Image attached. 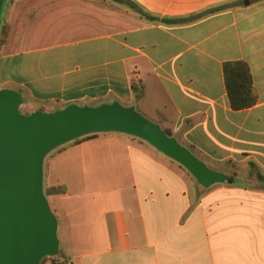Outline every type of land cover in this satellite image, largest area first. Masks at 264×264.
Returning a JSON list of instances; mask_svg holds the SVG:
<instances>
[{
	"label": "crops",
	"instance_id": "1",
	"mask_svg": "<svg viewBox=\"0 0 264 264\" xmlns=\"http://www.w3.org/2000/svg\"><path fill=\"white\" fill-rule=\"evenodd\" d=\"M132 1L154 19L95 0H14L0 89L19 92L30 113L151 100L158 124L228 180L199 189L123 134L66 144L44 161L45 187L64 189L46 198L66 259L264 264V0ZM234 62L248 65L257 96L241 111L225 88Z\"/></svg>",
	"mask_w": 264,
	"mask_h": 264
},
{
	"label": "water",
	"instance_id": "2",
	"mask_svg": "<svg viewBox=\"0 0 264 264\" xmlns=\"http://www.w3.org/2000/svg\"><path fill=\"white\" fill-rule=\"evenodd\" d=\"M4 0H0V15ZM19 92L0 89V264H40L59 255L58 222L46 198L44 161L55 150L90 135L137 138L181 166L202 188L228 177L207 167L188 148L118 101L70 104L23 114Z\"/></svg>",
	"mask_w": 264,
	"mask_h": 264
},
{
	"label": "trees",
	"instance_id": "3",
	"mask_svg": "<svg viewBox=\"0 0 264 264\" xmlns=\"http://www.w3.org/2000/svg\"><path fill=\"white\" fill-rule=\"evenodd\" d=\"M14 0H4L1 15H0V45H4L7 34H8V23L4 18ZM102 1L110 4L117 5L128 11H131L141 18L146 20H153L154 18L150 16L143 8L137 5L132 0H95ZM163 23L165 25H182L185 23V19H164ZM1 37H3L1 39ZM225 88L227 96L229 99L230 107L233 111H241L253 107L257 103V96L253 87V80L251 76L250 69L245 62H234L229 63L224 66L223 69ZM133 92L135 91V86L132 85ZM165 133L169 137H173L171 131L164 129ZM96 135L86 136L84 138L78 139L73 144L80 143L84 140L91 139ZM64 194V189L61 187H51L45 188V195H61ZM44 262L51 264H70L69 260H61L59 255L53 258H44L40 264Z\"/></svg>",
	"mask_w": 264,
	"mask_h": 264
},
{
	"label": "rangeland",
	"instance_id": "4",
	"mask_svg": "<svg viewBox=\"0 0 264 264\" xmlns=\"http://www.w3.org/2000/svg\"><path fill=\"white\" fill-rule=\"evenodd\" d=\"M8 11H9V8H8ZM7 14H8V12H7ZM7 14L5 15V19L7 20ZM3 37H1V39H2ZM1 46V45H0ZM144 104H146V105H144ZM144 106L143 105H141V104H138L137 103V106H135V109H136V111H138L141 115H143L146 119H148V120H150L151 122H153V123H155V124H157V125H160L161 123L159 122V124H158V119H156V117H155V110H154V105H153V103H152V101L151 100H145V102H144ZM136 105V104H135ZM43 107L45 108V109H49L50 107L49 106H47V105H43ZM20 111L23 113V114H30V111L26 108V107H20ZM161 126V128L164 130V128L162 127V124L160 125ZM166 130H169V129H166ZM170 131V130H169ZM189 174V173H188ZM190 175V174H189ZM193 179V178H192ZM194 180V179H193ZM195 181V180H194ZM195 183L197 184V182L195 181ZM197 186H198V188L200 189V188H202V187H200L198 184H197ZM43 187H44V191H45V182L43 183ZM50 202V201H49ZM54 203V202H53ZM51 207H52V202H51ZM62 235H64V231H62L60 234H59V236H60V253H59V258L61 259V260H65L66 259V253H67V243H66V241H65V238L62 240L61 239V236ZM44 264H46V262H44Z\"/></svg>",
	"mask_w": 264,
	"mask_h": 264
}]
</instances>
